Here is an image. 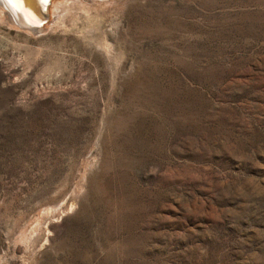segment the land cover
Returning a JSON list of instances; mask_svg holds the SVG:
<instances>
[{
  "label": "rangeland",
  "instance_id": "374dc122",
  "mask_svg": "<svg viewBox=\"0 0 264 264\" xmlns=\"http://www.w3.org/2000/svg\"><path fill=\"white\" fill-rule=\"evenodd\" d=\"M48 4L0 7V264H264V0Z\"/></svg>",
  "mask_w": 264,
  "mask_h": 264
},
{
  "label": "bare ground",
  "instance_id": "6f19581e",
  "mask_svg": "<svg viewBox=\"0 0 264 264\" xmlns=\"http://www.w3.org/2000/svg\"><path fill=\"white\" fill-rule=\"evenodd\" d=\"M41 6L40 0H26L25 8L27 9V13H22L19 11H15L7 4L3 3L2 0H0V7L8 11L11 17V20L16 24H23V27L30 29L34 32L40 31L41 27H38L36 24V19L34 17L37 16L39 18H42V15L39 11V7ZM3 13V12H2ZM9 18V17H8Z\"/></svg>",
  "mask_w": 264,
  "mask_h": 264
},
{
  "label": "snow or ice",
  "instance_id": "6c2138e0",
  "mask_svg": "<svg viewBox=\"0 0 264 264\" xmlns=\"http://www.w3.org/2000/svg\"><path fill=\"white\" fill-rule=\"evenodd\" d=\"M2 2L10 6L15 11L27 13V9L25 8L26 0H2ZM48 2L49 0H40L42 5L47 4Z\"/></svg>",
  "mask_w": 264,
  "mask_h": 264
},
{
  "label": "water",
  "instance_id": "95a60500",
  "mask_svg": "<svg viewBox=\"0 0 264 264\" xmlns=\"http://www.w3.org/2000/svg\"><path fill=\"white\" fill-rule=\"evenodd\" d=\"M48 3L47 4H44V5L41 4V6L40 5L38 6L39 7V11H40V13L42 15V18H39V17H37V16L34 15V17L36 19L35 21H36V24L38 25V27L43 26L45 24V20L48 19V13H49V11H48L49 10L48 9V5L49 4ZM20 28L21 29H24V30H27V28H24L22 26H20Z\"/></svg>",
  "mask_w": 264,
  "mask_h": 264
}]
</instances>
